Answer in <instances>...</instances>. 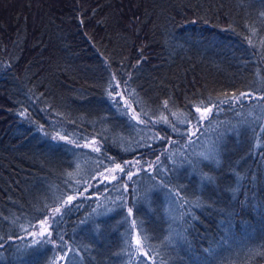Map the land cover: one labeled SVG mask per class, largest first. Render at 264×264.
<instances>
[{"label":"trees","instance_id":"obj_1","mask_svg":"<svg viewBox=\"0 0 264 264\" xmlns=\"http://www.w3.org/2000/svg\"><path fill=\"white\" fill-rule=\"evenodd\" d=\"M241 93L189 142L193 105ZM261 97L264 0H0V264H152L130 255L141 229L155 264H264Z\"/></svg>","mask_w":264,"mask_h":264},{"label":"snow or ice","instance_id":"obj_2","mask_svg":"<svg viewBox=\"0 0 264 264\" xmlns=\"http://www.w3.org/2000/svg\"><path fill=\"white\" fill-rule=\"evenodd\" d=\"M250 96L249 93H241L239 97L232 95L231 97H229L227 100H222L220 101L219 104L216 103H211L210 105H205L204 102L202 101L200 105H193V108L195 109V113H200L199 117H197L194 113H192L191 111L188 113V115L182 119L179 120L178 122L181 124H188L191 126V129H194L193 131L190 132L189 135V142L190 143H194V141L191 140V136H196L197 132L200 131L202 124L201 121L203 120H207L209 119L208 114L212 113L213 108H215L217 110V112L221 111V104L224 103H228V100L234 101L236 103H240L241 102V98L242 97H248ZM261 99H264V97H261ZM165 106H167V101H165ZM229 107H234L233 104H229ZM23 114V113H22ZM240 113H237V115H239ZM133 119H137L138 123H147V121L144 120H140L138 117L133 116ZM164 122L168 123L170 127H172V130L174 132H179V130L172 125L167 118H164ZM212 121L209 120V123H211ZM262 131H264V129H262ZM173 143H175V141H173ZM79 146V145H78ZM150 146V145H149ZM55 147V146H53ZM95 151H99V148L97 147L96 149H94ZM205 160H210L211 162L215 163L217 166H219L220 164V160L218 157V153L214 152L213 154H211L210 156L206 155L203 157ZM137 164H139V161L136 162ZM159 163H160V159L159 156H157L156 161L153 163H148L147 168H142V171H149L152 169H155L157 172L160 171V167H159ZM134 167L136 166L135 164L133 165ZM119 171L120 173H123L125 176H127L128 180H132L133 175H135V173H133L130 169L128 171H125V168L122 167L119 164L115 165L114 169H110V172H115V171ZM103 175V174H102ZM155 177H153L154 179ZM104 179H108V177H104ZM119 179V177H117L116 175H111V180H117ZM205 180L208 181V183H214V178L211 176H207L205 175L204 177ZM243 177L239 176V174H237V186L235 188H232L231 191L233 193V198H235V194L239 191V181L242 180ZM119 187V186H118ZM125 189H127V185H124ZM164 187H166V184L164 185ZM172 189H168V195H172ZM178 195V194H177ZM73 197L69 196L68 197V203H71ZM123 197H121V200L123 201ZM61 206H63V202H61ZM80 205H76V207H79ZM196 206H200L199 203ZM120 207H124V204L121 203ZM107 211H111V209H108ZM129 216H131L133 214V209L132 207H128L127 209ZM53 216L51 218V224L49 223L48 218H44L40 221L41 224V229L40 231H38V233L34 232L32 233L33 236L39 235L40 237L44 238L46 235L47 237H51L52 233L49 231V228L52 227V225H54L57 221H56V214H61L60 212V207H55L53 208ZM63 215V214H61ZM195 218V217H193ZM87 221H81V223H86ZM133 225L136 224V221L133 220L132 221ZM54 230V229H53ZM25 231H27V229H25ZM61 239H63V237H61ZM0 240H3V237L0 236ZM149 241V236L141 229V231L138 233V235L135 237V250L134 253L130 252L131 254H135L138 253L141 256H143L145 258V260H151L152 264H155V258L149 256V251H151V246L148 243ZM48 239H39L36 240L35 243L36 244H44V243H48ZM4 244L0 243V248H3ZM129 247L131 248V243H129ZM145 249H148L147 251ZM73 251L72 249H68V252ZM210 256L214 255V252L212 250H208ZM68 252H65L63 256L60 257V259H65L68 256ZM262 255H264V253H261ZM69 264H72V260L71 258H69ZM206 264H211V261H206Z\"/></svg>","mask_w":264,"mask_h":264},{"label":"rangeland","instance_id":"obj_3","mask_svg":"<svg viewBox=\"0 0 264 264\" xmlns=\"http://www.w3.org/2000/svg\"><path fill=\"white\" fill-rule=\"evenodd\" d=\"M116 87H117V97L124 103V105L128 108V110H129V112H130V114H131V116L133 117V116H136V117H138L140 120H142L141 119V117L134 111V109H133V107L131 106V104L129 103V101L125 98V96H124V94H123V90H122V87L118 84V83H116ZM250 98H253V96H248V97H242L241 98V100L242 99H250ZM214 113V110H212V113H209L208 114V116L209 117H211L212 116V114ZM136 121H137V119H135ZM86 147H88V148H92V149H96L97 147H95V146H91L90 147V145H87ZM99 151H100V148H99ZM138 160H133V161H130V162H125L124 164H122L121 166L122 167H124L125 168V171H128L129 169L133 172V173H135V175H133V177L134 176H136L137 174H139V173H141L142 172V168H144V166H143V164L139 161V164H137L136 162H137ZM136 165L135 167L133 166V165ZM111 175H116L117 177H119V179H117V180H120V179H123V178H125L128 182L130 181V180H128V178H127V176H125L123 173H120L118 170L117 171H115V172H110V171H108V172H106V173H104L103 175H101L100 177H99V181L102 183V182H105V181H117V180H111ZM104 177H108V179H104ZM132 177V178H133ZM87 192H89V190H87V191H85V193H87ZM73 202V200L71 201V203ZM64 209V207H60V212H62V210ZM53 210L51 211V213H50V215L47 217L48 218V220H49V223L51 224V218H52V216H53ZM59 214H56V216H58ZM40 230H42L41 229V224L39 223L38 224V226H37V228H36V230L34 231V232H36V233H38V231H40ZM49 231L52 233V231H51V228H49ZM33 232V233H34ZM47 236V235H46ZM52 236V235H51ZM51 238V237H50ZM134 248H135V244H134ZM135 257H138L140 254H138V253H135ZM150 261V260H149Z\"/></svg>","mask_w":264,"mask_h":264}]
</instances>
